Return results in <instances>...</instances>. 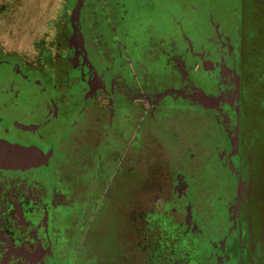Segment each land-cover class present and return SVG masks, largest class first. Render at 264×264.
Segmentation results:
<instances>
[{
	"label": "rangeland",
	"instance_id": "obj_1",
	"mask_svg": "<svg viewBox=\"0 0 264 264\" xmlns=\"http://www.w3.org/2000/svg\"><path fill=\"white\" fill-rule=\"evenodd\" d=\"M70 1L76 38L94 49L98 67L96 46L104 50L105 97L107 71L119 65L135 82H123L116 99L135 108L117 111L107 128V112L94 125L87 111L60 146L65 154H49L38 168L0 169V264H223L209 252H227L236 211L237 180L224 160L243 145L244 120L250 144L264 145V115L254 117V107L264 109V0ZM0 2L7 54L36 55L44 33L62 28L67 0ZM153 63L163 77L155 85L174 106L164 116L133 91L140 85L150 97ZM57 157L55 174L48 167ZM257 213L248 234L264 251Z\"/></svg>",
	"mask_w": 264,
	"mask_h": 264
},
{
	"label": "flooded vegetation",
	"instance_id": "obj_2",
	"mask_svg": "<svg viewBox=\"0 0 264 264\" xmlns=\"http://www.w3.org/2000/svg\"><path fill=\"white\" fill-rule=\"evenodd\" d=\"M75 19L72 2L67 0L60 18L62 28L56 24L51 28L55 31L53 34L44 33L40 42L36 44V55L22 57L7 54L8 52L0 48V139L26 147H36L46 155L65 154L63 149L60 151V146L64 144L66 138H69V135L78 129L87 111L95 114L94 125L101 123L96 117L101 115L105 118L107 112L110 116L108 119L105 118L107 128L117 117V111L122 112L126 109L124 112H127L132 107L135 108L126 102L118 103L119 100L116 99L117 93L122 92L123 82L128 85L135 82L134 75L129 71H124V74L120 76L119 65L115 71H109L110 69L107 71L108 75L113 73V81L105 97L104 50L102 48L99 50L100 47L96 46L101 61L98 67L94 62L96 61L94 49L88 46L84 37V40L76 38L79 25ZM81 35L83 36L80 34L79 37ZM123 56L125 57V54ZM61 65L64 73L59 71ZM153 65L155 67L154 76L153 78L150 76V83L158 85V80L163 77L159 78L157 66L155 63ZM70 72L73 77H68ZM164 81L169 80L166 78ZM156 85L155 88L152 87L150 97L143 92L140 85H136L134 90L131 86L129 87L139 97L144 96L153 111L162 110L160 114L164 116L163 111H168L174 106L168 102L170 98L164 96L168 92L161 94ZM144 106V104H139L135 109L142 121L146 117L141 114L145 111ZM240 119L241 124L242 118ZM123 120L126 124L129 123V118ZM123 127L119 130L122 131ZM106 140L109 139L105 138ZM248 140V146H251L250 137ZM238 143L242 144L241 135ZM237 150L239 152L236 156L233 154L231 158L228 155V158L224 160L227 171L231 168V179L237 180L232 187L233 194L236 196V211L232 217V227L224 237L225 243H228L227 252L214 249L213 253L210 251L209 254L212 257L219 256L223 259V264H261L264 263V251L258 246L259 237L253 233L248 234L249 220L254 213L252 208L247 206L249 196L247 193L255 188V184L246 182V180L249 178L248 175L255 171L248 166L251 155L242 154V146ZM61 162V159L57 157L54 163L57 166L48 167L49 170L55 169L53 172L57 174L58 164ZM53 172L51 173L52 183L57 186L59 178L54 177ZM240 174L245 176L244 182L238 180ZM52 183L45 187L53 186ZM55 189L56 187H52V190ZM246 195L248 196L244 200ZM56 206L58 208V205ZM54 214L53 209L51 218ZM50 226L52 232L55 228L52 224Z\"/></svg>",
	"mask_w": 264,
	"mask_h": 264
},
{
	"label": "trees",
	"instance_id": "obj_3",
	"mask_svg": "<svg viewBox=\"0 0 264 264\" xmlns=\"http://www.w3.org/2000/svg\"><path fill=\"white\" fill-rule=\"evenodd\" d=\"M241 7L239 9V13L241 14ZM259 106V105H258ZM254 112L255 115L254 117L257 119V110L260 111L261 115H264V109L262 106H259V109H257V107H254ZM245 120L243 121V131L241 132V136L244 140H242V154H252V156L250 157L248 166L253 168L255 172H253V174H249L248 175V179L246 180V182H251L255 184V188L248 191V195L245 196L244 200L247 197V206H250L253 210V213L256 214V212L258 211L257 214H259V216L264 217V212H260L261 210L264 211V166L261 162L260 157L264 158V145L262 144H255L254 146H247L248 145V138H249V132H246V126H245ZM250 130V128H248ZM248 137V138H247ZM247 144V145H246ZM259 154H261L259 156ZM244 178L245 176L243 174H240L238 176V180H242L244 182ZM239 181V182H242ZM251 200V201H250ZM245 204V203H244ZM257 209V211H256ZM259 246V245H258ZM159 248V247H158ZM154 258V256H152ZM155 261H153L152 264H154Z\"/></svg>",
	"mask_w": 264,
	"mask_h": 264
},
{
	"label": "water",
	"instance_id": "obj_4",
	"mask_svg": "<svg viewBox=\"0 0 264 264\" xmlns=\"http://www.w3.org/2000/svg\"><path fill=\"white\" fill-rule=\"evenodd\" d=\"M48 155L43 154L36 147H25L11 144L0 139V169L1 170H28L38 168L47 161Z\"/></svg>",
	"mask_w": 264,
	"mask_h": 264
}]
</instances>
